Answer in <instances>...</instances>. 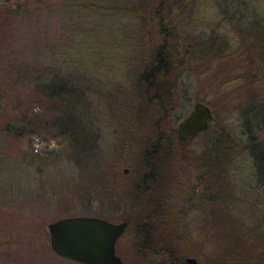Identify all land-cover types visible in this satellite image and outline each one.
<instances>
[{
	"label": "rangeland",
	"instance_id": "1",
	"mask_svg": "<svg viewBox=\"0 0 264 264\" xmlns=\"http://www.w3.org/2000/svg\"><path fill=\"white\" fill-rule=\"evenodd\" d=\"M100 1L105 9L94 17L75 8L93 0L0 4V264H77L51 250L47 224L62 217L95 215L99 204L112 213L111 203L121 199L111 189L116 163L121 162L120 177L123 168H129L140 178V171H146L143 152L156 139L158 126L162 134L172 136L180 178L187 184L196 171L194 156L203 164L214 149L242 147L249 138L264 136V49L243 48L256 34L249 30L251 36L244 35L243 28L258 23L254 8L261 10L263 2ZM120 3L136 9V15L117 19L111 8ZM159 7L173 31L169 44L175 51L167 80L170 91L162 100L169 114L163 121L157 100L133 90L145 61L137 68L123 61L124 53L121 62L114 59L120 49L139 54L144 47L141 56H146L163 40L155 18ZM111 31L121 32L126 44L111 42ZM75 32L78 38L87 32L93 35L91 56L76 52L83 47L73 39ZM134 35L143 46L129 42ZM212 41L223 51L208 49ZM45 65L50 74L75 70L85 89L79 106L73 102L69 112L77 116L75 127L91 137L79 136L73 150L68 131L53 123L59 103L36 89ZM198 101L212 109V124L208 131L182 141L177 125ZM226 164L223 192L229 198L220 199L213 189L212 224L204 210L198 214L187 207L180 212L177 232L196 239L200 264H264V187L252 189L244 179L255 161L247 151ZM125 245L123 241L121 247ZM133 261L144 262L138 256Z\"/></svg>",
	"mask_w": 264,
	"mask_h": 264
},
{
	"label": "flooded vegetation",
	"instance_id": "2",
	"mask_svg": "<svg viewBox=\"0 0 264 264\" xmlns=\"http://www.w3.org/2000/svg\"><path fill=\"white\" fill-rule=\"evenodd\" d=\"M212 119L213 112L208 129ZM199 158L193 157L196 171L188 184L183 183L180 178V161L177 156L142 157L141 162L146 171H140V178L134 175L136 171L133 174L129 168H123L124 177L118 180L113 177V196L119 194L121 199L111 203L112 213H105L107 209L101 208L103 204H99L96 214L88 216L114 224H126L115 243V254L120 258L121 264H137L133 261L137 256L144 261L143 264H188L189 258H195L200 264L196 253V239L177 232L180 212L183 209L185 213L187 207L198 214L204 210L208 223L212 224L213 158L211 155L206 156L203 164ZM156 168L159 169L157 181L154 173H150ZM150 189L156 192L153 203H149ZM123 241L126 248L121 247Z\"/></svg>",
	"mask_w": 264,
	"mask_h": 264
},
{
	"label": "trees",
	"instance_id": "3",
	"mask_svg": "<svg viewBox=\"0 0 264 264\" xmlns=\"http://www.w3.org/2000/svg\"><path fill=\"white\" fill-rule=\"evenodd\" d=\"M93 0V2L90 3H85L83 6L78 5L80 11H87L92 15V17L97 16L98 14L103 13V8L102 6L99 5V3L103 1H98L96 3ZM187 0H184L186 2ZM259 0H253V2H257ZM261 2L264 3V0H260ZM161 3L163 0L160 1ZM260 2V3H261ZM15 5H20L19 2H14ZM122 3L118 4L116 7L112 6L111 10L115 12L116 18L119 19L118 17H124L126 14H135L136 15V9L130 8V5L128 4H123ZM161 7V6H160ZM158 8L157 13L155 15V18L158 22V29L160 34L162 33L163 35V40L154 46V48L150 51V53L146 56H141L142 53L145 50L144 47L141 48L139 54L137 52H126L124 50L121 51L118 50L116 54H114V59H118L117 61H120V56L122 55L121 53H124L125 59L123 61L129 62H134L135 67L138 68L139 62L145 61L143 65V70L140 73L136 74V79L134 80L135 85L133 87V90L135 91L134 93L136 94H142L146 96L149 101L153 98L157 100V106H158V111L159 115L161 117V120L163 121L165 117L169 114V110L167 109L165 103H163L162 100L168 95V91H170V87L168 85V77H169V65H170V60L172 59L173 55L175 54V51L171 50V44H169V36L173 31L169 28H167V16L164 15L161 10V8ZM109 9V8H108ZM102 11V12H101ZM261 11V12H259ZM258 11V8H254V12L256 13V19L258 23H253L251 22L252 28H243V33L244 35H249L251 36V33L249 32H255L257 37L254 35V42H251L247 46H243L245 50H254V49H264V7L261 8V10ZM80 13L79 10H77V14ZM113 14V13H112ZM260 23V24H259ZM120 29V27H119ZM112 32V38L110 41L113 42L114 44H126V40L123 34L121 32L115 33ZM75 40L81 41L82 47L83 48H78L76 51L79 53V56H85L83 53L85 51H88V53H85L86 55L91 56V52L88 50L89 48H92V46L96 43L93 42V35L90 34V32H87V34H82L81 37L78 38V33L75 32ZM253 36V35H252ZM135 38V39H134ZM134 38H130L129 42L131 40H135L137 43L135 45L143 46L142 41L138 39L135 35ZM88 46V48H87ZM115 46V45H113ZM117 46V45H116ZM115 46V47H116ZM120 46V45H119ZM209 48L212 51H223V48H220L219 45H215L214 42L212 41L209 44ZM248 48V49H247ZM118 49V48H116ZM82 53V54H81ZM214 53H210V57H214ZM86 57V56H85ZM145 57V58H144ZM72 59L67 60L66 62H71ZM48 68L43 69V74L44 77H42L41 81L38 80L36 83V89L40 90L42 94H50L54 102H58L59 105L56 106L58 109H60V113L58 114L57 118L53 122L56 126L63 127V129L67 132V136L69 137L68 139L72 143L71 148L73 150L74 144L76 142H79V136L82 137L84 136V139L86 136L91 137L90 133L85 132V131H79L75 126H77L78 120L77 116H74L73 113H70L73 109L71 106L73 102L77 105L78 103L80 104V94H85L83 84L82 82L76 77L75 70H68L65 74L61 75V73H54L52 72L51 74L48 73L46 70ZM73 69H75L73 67ZM116 74L120 75V70H115ZM136 73V70H135ZM116 77V75H114ZM113 77V76H112ZM40 79V77L38 78ZM45 79V80H44ZM150 95V96H148ZM138 105V104H137ZM139 107V106H138ZM69 112V113H68ZM140 112L137 110L136 113ZM75 114V113H74ZM259 112H256L255 115H258L257 121H260L259 117ZM141 116V115H139ZM80 123V121H79ZM74 126V127H73ZM172 132V131H171ZM174 130L173 133L174 134ZM155 133V138L154 141L148 142L146 144V149L143 152L142 157H164V156H176L179 152L177 150L172 148V136L162 134L160 132L159 126L154 130ZM193 137V136H192ZM264 137V136H263ZM261 138V140H255V139H250V141L243 146L238 147V146H224L219 150H213V155L210 154L213 158V169H212V187L215 189V192H217L218 196L220 199L223 200L229 198L227 195V192H223L224 188H226V180L224 179L225 173H227V164L230 161L240 158L241 155H244L247 151L252 155L254 161H255V166L253 167V170L251 169L250 171H246L248 173V176H246L244 179L246 181H249L250 187L252 189H260L261 186L264 187V138ZM178 139H180L178 137ZM182 140V139H180ZM91 141V140H90ZM186 141V140H182ZM217 141V140H216ZM213 141V147L215 146V142ZM212 147V146H211ZM251 150V151H250ZM150 154V155H149ZM227 159V160H225ZM116 169L114 172H116V178H120V166L121 162L118 161L116 163ZM151 170V169H149ZM154 171L150 173H154L153 176L158 179V171L159 169H153ZM245 172V173H246ZM152 175V174H151ZM151 176V177H153ZM124 177V175H123ZM229 196L232 195V193L228 192ZM150 195V197H149ZM149 203H153V198L156 195V192L153 189H150L149 193ZM217 200V199H216ZM219 200V199H218ZM217 200V201H218Z\"/></svg>",
	"mask_w": 264,
	"mask_h": 264
},
{
	"label": "water",
	"instance_id": "4",
	"mask_svg": "<svg viewBox=\"0 0 264 264\" xmlns=\"http://www.w3.org/2000/svg\"><path fill=\"white\" fill-rule=\"evenodd\" d=\"M9 1L22 0H0V4ZM211 116L212 110L206 103L195 102L190 113L177 125L178 137L187 140L206 131ZM125 225L81 215L58 218L47 224L50 248L62 257L84 264H121L115 254V243ZM187 263L198 264L195 258H189Z\"/></svg>",
	"mask_w": 264,
	"mask_h": 264
}]
</instances>
